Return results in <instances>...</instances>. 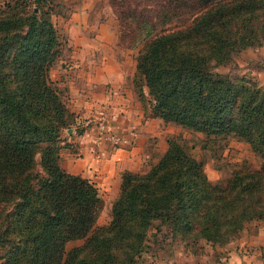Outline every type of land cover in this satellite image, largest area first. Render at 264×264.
Returning <instances> with one entry per match:
<instances>
[{"label": "trees", "instance_id": "16d2710c", "mask_svg": "<svg viewBox=\"0 0 264 264\" xmlns=\"http://www.w3.org/2000/svg\"><path fill=\"white\" fill-rule=\"evenodd\" d=\"M116 2L147 30L132 77L146 114L247 141L260 163L212 181L189 146L169 137L148 168L121 171L110 219L95 226L97 186L59 163L73 114L49 76L62 48L53 4L0 0V264H133L152 227L222 245L264 219V88L215 70L264 44V0ZM183 14L189 23L157 30Z\"/></svg>", "mask_w": 264, "mask_h": 264}, {"label": "crops", "instance_id": "0c3cea01", "mask_svg": "<svg viewBox=\"0 0 264 264\" xmlns=\"http://www.w3.org/2000/svg\"><path fill=\"white\" fill-rule=\"evenodd\" d=\"M82 9L78 12L80 20L73 17L69 28L73 62L62 69L69 97L66 105L76 121L60 141L59 163L69 172L88 178L99 192L116 195L121 171L139 169L146 141L160 134L153 119H163L147 115L137 97L132 84L135 60L119 48L113 20L92 22L87 4ZM101 113L126 142L117 147L106 141L95 144L96 121ZM165 149L166 145L157 148L159 154ZM199 264H264V219L251 221L236 238L223 244L222 254Z\"/></svg>", "mask_w": 264, "mask_h": 264}, {"label": "rangeland", "instance_id": "374dc122", "mask_svg": "<svg viewBox=\"0 0 264 264\" xmlns=\"http://www.w3.org/2000/svg\"><path fill=\"white\" fill-rule=\"evenodd\" d=\"M116 1L51 0L53 4L52 20L62 41V48L58 59L49 69V76L59 86L66 103L69 97L62 69L65 66L67 67L66 63L73 62L71 56L74 50V44L70 42L72 31L69 28L71 21L74 19L73 17L80 20L78 12L83 10V5L87 4V16L92 22L113 20V28L117 34L119 48L124 51L127 50L130 60H135L136 53L141 47L147 30L145 27L138 28L136 22L132 21L127 13L118 14L117 9H121V7L117 6ZM138 1L142 2L144 0ZM122 8L125 10V7ZM192 17L190 14H183L179 17L171 18L160 26L156 22L157 30L162 31L164 29L167 31L180 27L189 23ZM151 20L154 21V17ZM215 70L230 75H244L254 79L258 85L264 88V44L250 46L236 52L228 62L215 67ZM72 114L73 118L68 128L75 124L76 121L74 113ZM153 121L157 129H160V134L159 136H151L146 141L144 145L145 156L139 162L141 166H138L139 169L133 171L145 170L151 162L156 161L164 152L159 154L160 150H157V148L161 149L164 145L167 147L168 138L172 136L177 137L189 146L194 155L203 162L204 171L212 181L223 180L235 169L242 166L253 168L260 163V157L251 148L250 144L235 136L206 135L202 131L182 126L173 121L159 120L157 118L153 119ZM66 129H62V137L67 134ZM99 194L102 198V205L98 211L95 226L105 224L110 219V206L115 196L113 193L103 194L99 192ZM83 241L84 237L72 239L66 243L65 247L69 249L80 245ZM185 241V239L178 237L171 239L164 229L158 232L152 227L149 230V238L141 255L133 264H155L157 262L160 264V260L163 261L161 264H187L189 260H193V264H199L202 260L209 262L214 256L218 257V254L223 253V244H213L204 239H199L194 243ZM188 257L190 258L188 259Z\"/></svg>", "mask_w": 264, "mask_h": 264}, {"label": "built area", "instance_id": "2783aa9c", "mask_svg": "<svg viewBox=\"0 0 264 264\" xmlns=\"http://www.w3.org/2000/svg\"><path fill=\"white\" fill-rule=\"evenodd\" d=\"M101 115L102 116L97 118L96 121V135L94 137L95 144L100 145L102 142L106 141L112 147H117L126 142L123 137L110 128L105 114L101 113Z\"/></svg>", "mask_w": 264, "mask_h": 264}]
</instances>
